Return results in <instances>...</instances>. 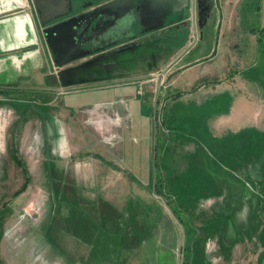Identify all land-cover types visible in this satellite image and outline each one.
Instances as JSON below:
<instances>
[{"label": "rangeland", "instance_id": "374dc122", "mask_svg": "<svg viewBox=\"0 0 264 264\" xmlns=\"http://www.w3.org/2000/svg\"><path fill=\"white\" fill-rule=\"evenodd\" d=\"M7 2L0 0V19L23 13L28 4L33 6L31 0H21V5L11 2L10 6ZM189 9L191 13L174 17L175 21H184L186 32L182 39V30L171 34L181 40L168 58L154 69L125 74L124 78L140 75L139 81L149 86L151 100L152 76L172 62L197 34L195 1ZM31 14L38 44L24 50L39 52L37 58L44 61L42 71H47L45 86L53 81L59 84L51 73L57 68L40 37L37 14L33 10ZM216 21L214 16L196 51L205 47L213 52L219 31ZM230 25L232 33L218 44L220 56L216 53L184 71L182 57L189 49L181 55L170 74L165 75L163 85L166 80L169 84L161 90L155 108L138 97L141 112L132 116V121L125 120L127 133L122 141L129 156L126 162L115 156L116 143L121 140L114 143L113 137L107 144L81 119L83 109L74 112L82 114L77 127H88L82 133L88 139L90 130L94 138L88 141L92 154L76 160L73 155L66 156L63 161L72 158L71 162L89 165L90 176L80 184L72 182L73 176L67 173L68 182L60 177L48 184L31 182L15 195L24 180L6 149L14 144L13 125L20 128L21 122L10 113L11 109L1 108L0 264H139L136 256L126 255V250H139L151 264H181L183 259L189 264H264V0H235L232 23L229 19L224 23L225 27ZM242 30L247 34L256 32L257 36L247 42L246 56L240 59L242 50L234 49L233 42L245 41L239 35ZM236 69H240V75L231 82L232 87L224 85L226 79L236 75ZM201 70L206 73L200 75ZM12 77L7 73L2 79L12 81ZM214 77L217 80L212 82ZM179 78L191 82L183 91ZM23 81L20 76L18 82ZM201 85L205 87L195 92ZM132 87L126 86L125 91H132ZM59 89L54 90L63 94H48L50 107L34 101L42 98V89L19 87L16 96L25 97L21 108L39 112L41 107L50 113V119L57 107L53 100H65L72 107L100 93L83 88L73 91L72 86ZM218 90L220 93H216ZM212 95L219 102H213ZM202 97L208 98L200 102ZM154 109L157 119L152 117ZM33 124L21 132L16 130L15 135L28 153L35 144ZM68 126L74 128L71 122ZM137 139L139 142L134 141ZM76 143L81 147L87 141L83 137ZM93 154L112 161L119 169L108 168ZM101 169L108 173L101 174ZM127 172L138 182L129 181ZM102 175L107 177L101 179ZM78 185L83 189L74 194L73 188ZM184 244L189 247L185 256Z\"/></svg>", "mask_w": 264, "mask_h": 264}, {"label": "crops", "instance_id": "0c3cea01", "mask_svg": "<svg viewBox=\"0 0 264 264\" xmlns=\"http://www.w3.org/2000/svg\"><path fill=\"white\" fill-rule=\"evenodd\" d=\"M234 3L235 0L233 2L232 0H216L215 19H217L216 23H219V31L218 29L216 31L217 38L215 41V48L213 49V52L212 49H206L205 47H202L201 49L196 51L199 42L202 41L204 36L207 34L204 33L205 31H202L201 38L199 39V41L193 46H191L188 50V53L182 57L183 64H186V69L184 71L188 70L191 65L192 67L194 65H197L195 63H200L202 59H206L209 56L214 57L216 53L220 56L218 44H221V39L227 36L229 37V35L232 33V25L225 27L224 23L228 22V19L229 21L231 20L232 23ZM31 10L33 9L31 8ZM31 10L30 5L28 4L25 11L29 13V16L31 14ZM15 14L17 13H13L12 16H14ZM31 18L33 21H35L33 19L32 14ZM2 20L4 21H0V118L3 117L1 114V108H6L11 109L9 110L10 113L14 114V117L17 119V121L21 122L20 128H18V126L13 125L14 137L11 141L14 144H10L9 148H7L6 151H8V153H11L12 162L14 164L15 162L13 160V152L22 162L28 177V184L31 182H38L41 184L57 182L55 177H60L63 179V182H68L69 180L66 179L67 173L73 176L72 182L74 183L80 184L81 182L86 181L85 177H88L87 175H89L87 172H90L89 165L87 163L81 164L77 161L71 162L72 158L76 160L81 157L88 156L90 155V153H93L91 152L92 148H90V146L88 145V141H92L94 139L93 134L89 130V132H87V139V137L82 132H84V130L88 127H85L84 130H82L80 127H77V125L80 124L78 121V116L82 115H76L74 113L78 111V109H83L84 111L82 112L84 115L81 117V119L86 120L84 121V123L89 125V127H91L93 131L99 133L104 142L110 145L111 139L113 137L114 143H116L115 141L118 142L121 140L122 143H116L117 145L115 150V156L118 158L119 161L126 162V160L129 159V156L126 154L125 146L123 143L125 139V133H127L125 127V120L129 121L132 119V116L136 117L138 116V112H141L139 105L137 106L138 103H136L138 97L142 100H146L147 102H151L152 106L154 103V101L150 99V93L148 89L149 86L144 85L145 81H139L140 75H138L137 77L133 76L132 78H124L126 75H122L121 78L107 80L88 86H73V91H77L83 88L84 90L89 89L100 91V93L94 94V96L90 97V101H78L72 107H70V105H67L68 102L65 100L58 103L56 100H53L54 103H56L57 107L55 112L52 113L53 116L50 119V113L47 114L48 111H43L41 107L38 108L40 110L39 112L38 110L36 112L28 111L25 108L23 109L19 106L21 105L20 102H22V98H25L16 96V91L19 87L29 91L42 89V98L39 101L38 99H35L34 101H36L37 103L41 102L42 104H39L40 106L50 107L49 104L51 103V98L48 97V94H53L52 92H55V90L59 91V88H62V86L59 83L58 78L55 76V70L51 73L54 75L56 79L55 81H57L59 84H55V82L53 81L52 83H48V85L45 86V78L47 77V71H42L44 67V64L42 63H44V61L42 60L43 62H41V60L37 58V54L39 52H36L37 54H33L31 56H25L27 52L32 51V49L24 50L25 48H29L31 44L16 41V38L14 36V26L11 17ZM225 31H228L229 34H226ZM247 33V30H242V34H239L240 37H243L245 40L243 43L233 42L234 49L242 50L240 52V59H243L246 56L247 50H245V46L247 45V42H251L252 39H255V36H257L256 32H250V34ZM15 65H17L18 68H15ZM239 71L240 69H236V75L233 78L231 77L229 79H226V84L224 85L230 86L231 82H233L240 75ZM7 73H11L14 75V78L12 77V81L5 82V80L2 79V77ZM200 73H202L200 75H204L206 72L201 70ZM20 76L24 78V81L21 84L18 82ZM216 80L217 78L214 77V79H212V82ZM177 82L181 91L185 90V87H187L186 85L191 84V82L188 83L185 81H180V78ZM4 84L10 85L4 87ZM129 85H133V87L131 88L132 91H125V87H128ZM204 87L205 86L203 85L199 86L196 89L197 91L195 92H198ZM11 90L12 92H10ZM103 92L106 93L101 94ZM55 93L63 94L58 92ZM216 93H220L219 90L216 91ZM207 98L208 97H202L199 101L202 102ZM214 101L219 102V98H215V96H213V102ZM13 103H18L17 107ZM62 109L66 110V112ZM229 112H232V102L229 108ZM66 115L69 117L66 118ZM152 117L154 118V116ZM88 119L90 123L88 122ZM73 120H75L76 123H73ZM69 122L74 124V128H70L68 126ZM29 123H34V127L36 126V137L33 138L35 144L29 147L31 151L28 153L22 146V140L19 138H15V135L16 130L21 132L23 129L26 128ZM6 126L5 129H7ZM116 130L118 133L115 132ZM83 137H85L87 143L79 147V145L76 143V140H82ZM134 141L136 142L138 141V139ZM34 156H36L35 161L33 159ZM66 156H71L72 158L68 159V162L63 163ZM93 156L98 158L101 162L104 163V165L108 166V168L111 167L113 169H119L118 165L114 164L112 161L105 159L103 156L99 154H93ZM18 168L20 169L22 173L21 177H23L24 180V173L22 172L20 167ZM99 172L101 174L108 173L106 170L102 169ZM133 176L134 175H130L128 172L126 174V177L129 179V181L135 183V181L137 180ZM102 177H107V175H102L101 179ZM110 180L111 182L114 181L113 179ZM82 189L83 188L79 185L74 186V194H78L77 192H81L80 190ZM126 252V255L130 253L129 256L132 255L133 257H137L136 263L151 264L149 263L147 255H141L139 253V250H132L130 252L126 250ZM150 257L152 256L150 255ZM150 260H152V258Z\"/></svg>", "mask_w": 264, "mask_h": 264}, {"label": "flooded vegetation", "instance_id": "af4514ba", "mask_svg": "<svg viewBox=\"0 0 264 264\" xmlns=\"http://www.w3.org/2000/svg\"><path fill=\"white\" fill-rule=\"evenodd\" d=\"M109 1L112 0H69L67 13L43 26L40 25L37 14L40 37L50 49L54 63L56 59H60V54L69 51V57L72 60L65 67L75 66L74 69L70 70L69 80L73 82L72 87L88 86L121 78L122 75H130L135 71L142 73L154 69L168 58L176 42L180 41L186 32L183 28L185 26L184 21L182 19L181 22L174 20V17L182 14L183 11L171 15L172 8L168 0H162L159 5L155 4L154 0H143L142 3L135 6L134 11H130L128 6L124 5L117 9L116 14L112 12L114 15L104 16L98 22V27L94 33L91 34L89 28L82 33L90 21L91 14L87 17H81V20H79L80 16L88 14L94 7ZM179 1L182 2L183 0ZM185 1H188V3L195 1L197 6L200 5V9L197 10V12L200 11V16H203V3L209 8L207 21L201 28L197 17V34L200 39L202 31H205L206 34L210 29L208 26L213 22L215 0ZM120 13L126 19H132V26L127 27V29L124 28L125 30L117 37L108 38L107 40L100 39V33L112 23L113 16ZM161 16L164 21L163 26L156 30H147ZM74 25H79V28L72 30ZM51 26H54V28L48 30L49 44L45 38L44 30ZM179 30H182L181 39L172 38L171 34ZM83 40L87 42L81 47L78 46V42ZM115 41L117 42L113 44ZM96 48L102 49L94 51ZM81 54L85 55L81 56ZM168 64H172V62L164 64L163 67Z\"/></svg>", "mask_w": 264, "mask_h": 264}, {"label": "water", "instance_id": "95a60500", "mask_svg": "<svg viewBox=\"0 0 264 264\" xmlns=\"http://www.w3.org/2000/svg\"><path fill=\"white\" fill-rule=\"evenodd\" d=\"M31 1H32V4H33L37 14H38L40 25H42V26L45 25L46 23L50 22V21L55 20L58 17L65 15L67 13L68 8H69V0H31ZM154 1H155V4L159 5L162 0H154ZM168 1H169V5L172 8V10L170 11L171 15H175L181 11H183L184 15L191 13V11L189 9V3H191V2L188 3V1H185V0H183L182 2L179 0H168ZM142 2H143V0H112V1L106 2L104 4H100L96 7H94L91 10V12H89L86 15H82L79 18V20H81V17H84V16L87 17L89 14H91L90 15V21H89V23H87L88 25H87L86 29H84L82 31V33L87 31L88 28L91 30V34L94 33V31L98 27V22L104 16L114 15V14H112V12L116 14L117 9L119 7L127 5L128 9H130V11H134L133 9H135V6L137 4L142 3ZM196 7H197V10L200 9V5H198V6L196 5ZM203 8H204L203 13H202L203 16H200V11L197 12L198 22H199L200 28L207 21V13H208V9H209L205 3H203ZM21 15H23V13H19V16H21ZM26 16H28V15H26ZM144 16H145V14H144ZM134 18H136V17H134ZM0 21H4V20L0 19ZM111 21H112V23H110L106 27V29H104V31H102L100 33V37H99L100 39L107 40L108 38L117 37L121 34V32L123 30L127 29V27H131L132 23H133L132 19H126L124 17V15L121 13L119 15L113 16V20H111ZM163 24H164V21L162 20V16H161L160 18H157V21L154 23V25H151L147 30H151V29L156 30L158 28H161L163 26ZM52 28H54V26H51V27L46 28L44 30L45 38L49 44H50V41H49L48 30L52 29ZM77 28H79V25H74L72 30H77ZM200 38H201V34H200ZM86 42L87 41H85V40L79 41L78 46L81 47V45L85 44ZM116 42L117 41L113 42V44ZM108 45H110V44H108ZM101 49L102 48H96L94 51H100ZM83 55H85V54H81V56H83ZM71 60H72V58L69 57V51H68L62 55L60 54V59H58V60L56 59V61H55L56 68H57V71H55V76L58 78L61 86H63V87H69V86L73 85L72 84L73 82L71 80H69V78H70V70L74 69L75 66L65 67L68 63H70Z\"/></svg>", "mask_w": 264, "mask_h": 264}, {"label": "built area", "instance_id": "2783aa9c", "mask_svg": "<svg viewBox=\"0 0 264 264\" xmlns=\"http://www.w3.org/2000/svg\"><path fill=\"white\" fill-rule=\"evenodd\" d=\"M24 8L26 9L27 7L25 6ZM31 8H32L33 11L37 14V12H36L34 6L30 7V10H31ZM25 15H28V17L30 18V21H31L32 26H33L34 31H35V27H34L33 20H32V18H31V14H30V16H29V13H28L27 11H25V12L23 13V15H21V16H19V14L17 13V14H15L12 18H19V17H23V16H25ZM27 29H28V27H27ZM27 31H28V30H27ZM27 34H28V33H27ZM35 34H36V31H35ZM198 39H199L198 34H196V36H195L194 38H191V39L189 40L188 44L185 45L186 48L184 47L183 51H182L180 54H178V55L176 56V58L173 59L172 64H168L167 66H165L164 68H162V70H160V72L157 73V74H154V75L151 74V75H153L152 78L150 79V80L153 82V84H152V92H153V94H154V96H153V101H154V103H153V108H155V106H156V104H157V98L159 97V94H160L161 90H162L163 88L167 87L168 84H169V83H167V80H166V84L163 85V82H164V80L166 79V78H165V75H166V74H167V75L170 74V70H171V68L174 66L175 63L178 62V60L181 59V55H182L185 51H187L191 46H193V45L198 41ZM37 44H38V37H37V34H36V42L33 43L32 45H37ZM158 117H159V115L157 114V111L154 109V119H157Z\"/></svg>", "mask_w": 264, "mask_h": 264}, {"label": "bare ground", "instance_id": "6f19581e", "mask_svg": "<svg viewBox=\"0 0 264 264\" xmlns=\"http://www.w3.org/2000/svg\"><path fill=\"white\" fill-rule=\"evenodd\" d=\"M14 2L18 5H21V0H8L7 5L10 6V3ZM9 9V7H8ZM14 26V36L16 38V41H19L21 43L26 44H33L36 42V34L34 31V28L32 26V23L30 21V18L28 16H23L19 18H11ZM28 27V29H27ZM28 30V31H27ZM28 33V34H27ZM31 34V36L29 35ZM12 47V46H11ZM35 53V50L29 51L25 54V56H31Z\"/></svg>", "mask_w": 264, "mask_h": 264}, {"label": "trees", "instance_id": "16d2710c", "mask_svg": "<svg viewBox=\"0 0 264 264\" xmlns=\"http://www.w3.org/2000/svg\"><path fill=\"white\" fill-rule=\"evenodd\" d=\"M13 160L15 162V164L21 168L22 172L24 173V182L22 183V186L15 192V195H18L19 193L25 191V189L27 188L28 185V177L26 174V170L25 167L23 166L22 162L18 159V157L16 156V154L13 152ZM189 248L186 246V244H184V256H185V250ZM181 264H189L188 260L187 263L185 262V260L183 259Z\"/></svg>", "mask_w": 264, "mask_h": 264}, {"label": "clouds", "instance_id": "9594fccd", "mask_svg": "<svg viewBox=\"0 0 264 264\" xmlns=\"http://www.w3.org/2000/svg\"><path fill=\"white\" fill-rule=\"evenodd\" d=\"M33 5V4H32Z\"/></svg>", "mask_w": 264, "mask_h": 264}]
</instances>
